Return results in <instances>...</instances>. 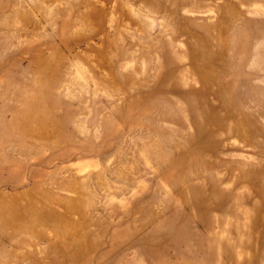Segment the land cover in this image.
<instances>
[{"label":"rangeland","instance_id":"374dc122","mask_svg":"<svg viewBox=\"0 0 264 264\" xmlns=\"http://www.w3.org/2000/svg\"><path fill=\"white\" fill-rule=\"evenodd\" d=\"M0 264H264V0H0Z\"/></svg>","mask_w":264,"mask_h":264},{"label":"bare ground","instance_id":"6f19581e","mask_svg":"<svg viewBox=\"0 0 264 264\" xmlns=\"http://www.w3.org/2000/svg\"><path fill=\"white\" fill-rule=\"evenodd\" d=\"M30 113H31V112H30ZM29 115H30V114H29ZM18 122H19V121H18ZM20 124H21V123H20ZM20 124H19V125H20ZM202 124H203V123H202ZM19 125H18V126H19ZM18 126H16V127H18ZM18 128H19V127H18ZM17 130H18V129H17Z\"/></svg>","mask_w":264,"mask_h":264}]
</instances>
